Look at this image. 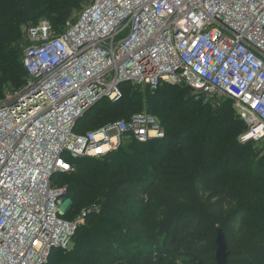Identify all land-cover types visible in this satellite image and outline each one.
<instances>
[{"label":"built area","instance_id":"1","mask_svg":"<svg viewBox=\"0 0 264 264\" xmlns=\"http://www.w3.org/2000/svg\"><path fill=\"white\" fill-rule=\"evenodd\" d=\"M26 36L25 82L0 98V264H45L69 246L87 212L61 217L64 153L100 158L163 136L145 114L73 133L123 83L185 85L203 104L227 96L248 127L240 139L264 142V0H90L60 33L42 22Z\"/></svg>","mask_w":264,"mask_h":264},{"label":"trees","instance_id":"2","mask_svg":"<svg viewBox=\"0 0 264 264\" xmlns=\"http://www.w3.org/2000/svg\"><path fill=\"white\" fill-rule=\"evenodd\" d=\"M85 3L0 0V98L1 81L15 89L26 79L22 27L45 18L58 34ZM121 90L120 100L89 107L73 133L130 120L144 105L161 116L163 136L130 138L100 158L63 154L72 169L52 177L68 200L61 217L87 213L69 246L51 250L45 264H216L218 228L227 264H264V155L257 158V142L240 139L248 127L233 100L213 109L189 87L166 83Z\"/></svg>","mask_w":264,"mask_h":264},{"label":"rangeland","instance_id":"3","mask_svg":"<svg viewBox=\"0 0 264 264\" xmlns=\"http://www.w3.org/2000/svg\"><path fill=\"white\" fill-rule=\"evenodd\" d=\"M89 1L90 0H86V3L83 5V7L87 6L89 4ZM78 14V13H77ZM77 14H75L73 17H75ZM47 20H45V18H40L39 21L35 24H32V23H29V24H26L22 27V34H23V41H21V49L24 48L26 46V44L28 45V39H27V36H26V32H27V29L29 28L28 25H39L40 23L42 22H46ZM28 27V28H27ZM2 85H1V89H2V93L3 95L6 94V93H9L15 89H18V88H13L11 87L9 81H1ZM135 88V86H134ZM228 98L227 96L225 97H218V98H215L213 99V104H209L213 109H216L219 107L220 103L224 100ZM202 103V102H201ZM141 111L140 113H136V114H145L146 116H148L150 119H152V121L154 122V124L156 125V127H158L159 129H163V127L161 126V116H157L156 114H154V110L156 109L155 107H145L144 105L141 106ZM236 111V110H235ZM237 112V111H236ZM136 114H132L131 117L133 115H136ZM241 136V135H240ZM130 138H125V143L127 141H129ZM263 146H264V142H258L256 143V151H257V158L261 157L262 155H264V151H263ZM68 207V200L67 199H63L61 202H60V205H59V209L62 213L65 212L66 208ZM78 218V217H77Z\"/></svg>","mask_w":264,"mask_h":264},{"label":"water","instance_id":"4","mask_svg":"<svg viewBox=\"0 0 264 264\" xmlns=\"http://www.w3.org/2000/svg\"><path fill=\"white\" fill-rule=\"evenodd\" d=\"M215 243H216V251H215L216 264H227L228 250L225 243L224 235L220 228L217 229Z\"/></svg>","mask_w":264,"mask_h":264},{"label":"snow or ice","instance_id":"5","mask_svg":"<svg viewBox=\"0 0 264 264\" xmlns=\"http://www.w3.org/2000/svg\"><path fill=\"white\" fill-rule=\"evenodd\" d=\"M96 151L99 153V152H102L103 149L97 148ZM65 167H67V166L65 165Z\"/></svg>","mask_w":264,"mask_h":264}]
</instances>
